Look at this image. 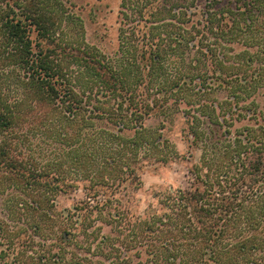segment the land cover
<instances>
[{"label": "trees", "instance_id": "obj_1", "mask_svg": "<svg viewBox=\"0 0 264 264\" xmlns=\"http://www.w3.org/2000/svg\"><path fill=\"white\" fill-rule=\"evenodd\" d=\"M83 33L62 0H0V264H264V0H121L112 55ZM172 110L192 181L135 212L142 170L178 157L146 124ZM36 120L74 177L40 165Z\"/></svg>", "mask_w": 264, "mask_h": 264}, {"label": "rangeland", "instance_id": "obj_2", "mask_svg": "<svg viewBox=\"0 0 264 264\" xmlns=\"http://www.w3.org/2000/svg\"><path fill=\"white\" fill-rule=\"evenodd\" d=\"M64 4L81 19L83 24V34L85 41L98 47L104 54L112 55L117 48V28L119 20V12L121 10V0H62ZM209 0H197L199 6H203ZM212 1V0H211ZM227 2L228 0H219ZM162 116H153L146 120L147 126L154 128L163 126V134L169 139L170 146L174 145L175 150L178 152V157L168 160L167 162H151L142 170L140 174L141 186L135 189L134 192L130 191V200L132 208L135 212H142L148 204L157 206V199L155 194L163 193L168 188H187L191 181L192 175L189 172V166L192 161H197L199 157V151L194 150L192 157L187 156L188 146L184 138L185 124L183 119L175 111L168 112L164 117L163 125L160 121ZM38 127L36 131L37 135H32L29 139L35 149V153L40 162V165L47 170H51V167L58 162L59 166H62V170L65 173L64 176H72V160L70 149H65L64 153L58 155L60 151L58 143H54L53 132H49L46 126L36 120L34 122ZM126 134H131V131H125ZM36 144V147L34 145ZM169 155L173 154L171 148L167 150ZM64 154V155H63ZM183 156V157H182ZM56 158V160H55ZM84 198V192L81 189H74L67 191L66 193L59 194L57 197V207H72L73 204ZM6 209L2 207L0 202V217L7 220ZM19 225L16 227L18 230ZM22 230L11 242H30L24 237H21L25 233V225H22ZM108 227L103 228V232L107 233ZM27 232L31 233V229ZM43 235V232H41ZM19 237V239H17ZM34 241L43 242L40 236L33 235ZM2 242V241H1ZM6 242V241H3ZM49 242H62L55 240V238ZM95 244L96 242H90ZM81 244V242H80ZM73 250L79 254H84L79 245L73 247ZM136 260V259H135Z\"/></svg>", "mask_w": 264, "mask_h": 264}]
</instances>
